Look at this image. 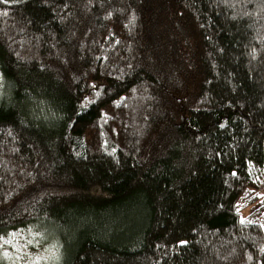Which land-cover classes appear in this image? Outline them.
<instances>
[{"label": "trees", "instance_id": "16d2710c", "mask_svg": "<svg viewBox=\"0 0 264 264\" xmlns=\"http://www.w3.org/2000/svg\"><path fill=\"white\" fill-rule=\"evenodd\" d=\"M16 228L63 264H264V0H0Z\"/></svg>", "mask_w": 264, "mask_h": 264}, {"label": "rangeland", "instance_id": "374dc122", "mask_svg": "<svg viewBox=\"0 0 264 264\" xmlns=\"http://www.w3.org/2000/svg\"><path fill=\"white\" fill-rule=\"evenodd\" d=\"M64 255L60 240L47 229L16 228L0 235V264H63Z\"/></svg>", "mask_w": 264, "mask_h": 264}]
</instances>
